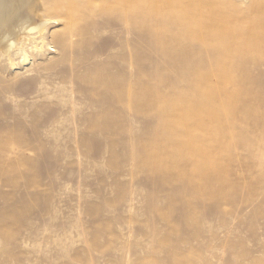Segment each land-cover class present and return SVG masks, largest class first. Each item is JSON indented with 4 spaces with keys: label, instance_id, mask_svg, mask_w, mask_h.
Here are the masks:
<instances>
[{
    "label": "rangeland",
    "instance_id": "374dc122",
    "mask_svg": "<svg viewBox=\"0 0 264 264\" xmlns=\"http://www.w3.org/2000/svg\"><path fill=\"white\" fill-rule=\"evenodd\" d=\"M219 1L232 18L252 13L253 0ZM69 2L86 8L83 28L61 47L53 36L64 32ZM35 7L52 21V50L15 69L0 57V264H264V55L233 74L257 123L234 126L250 147L236 141L221 156L234 168L212 176V194L190 164L167 174L148 160L169 148L167 98L218 83L215 53L193 38L187 54L167 47L154 25L127 18L125 0ZM183 129L175 141H186Z\"/></svg>",
    "mask_w": 264,
    "mask_h": 264
},
{
    "label": "bare ground",
    "instance_id": "6f19581e",
    "mask_svg": "<svg viewBox=\"0 0 264 264\" xmlns=\"http://www.w3.org/2000/svg\"><path fill=\"white\" fill-rule=\"evenodd\" d=\"M134 1L125 0L127 18L144 26L154 25L158 38L164 40L167 47L180 45L183 53L187 54V41L193 38L215 53L216 65L223 64L217 74V84H210L201 74H196L195 78L205 81L204 85L196 84L193 96L179 92L175 97L167 98L163 117L168 119H164L163 125L169 148L165 151V146L161 147L163 150L153 152L148 160L151 167L162 169L167 174L170 166L183 168L185 163L190 164L196 170L197 177L193 178L203 182L204 191L214 194L210 190L212 176L230 178L234 168L232 164L224 163L225 157L221 156L228 155L236 141L250 147L246 133H235L234 126L240 125L244 130L257 123L252 114V102L246 99L247 91L243 92V80L233 79V74L243 70L242 64L249 56L264 55V0H253L252 13L244 20L230 17L219 0H153L140 6H134ZM35 5L36 0H0V57L11 68L15 69L18 62L27 67L31 56L45 52L46 47L48 51L52 50L46 42L47 27L52 21L40 20L38 13L34 12ZM34 7L35 10H31ZM61 7H65L66 26L64 32L55 34L53 39L63 47L69 33L82 30L84 19L81 13L86 8H78L72 2ZM29 10L33 12L29 13ZM156 18L161 20L158 22ZM228 82H231L232 90L223 87ZM234 114L239 119L237 124L224 120H229ZM204 119L216 122L207 121L205 126ZM172 120L173 125L170 123ZM181 129L186 137L184 143L175 141ZM258 134L256 131L254 136ZM227 140H232V143L225 142ZM212 141L216 142L215 146ZM199 157L203 159L202 164L190 162ZM178 173L187 177L180 169Z\"/></svg>",
    "mask_w": 264,
    "mask_h": 264
}]
</instances>
